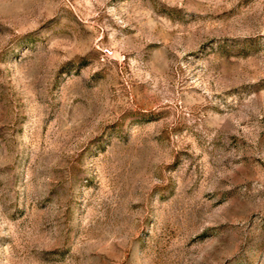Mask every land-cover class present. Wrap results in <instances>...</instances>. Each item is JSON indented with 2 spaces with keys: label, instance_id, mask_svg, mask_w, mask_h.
<instances>
[{
  "label": "rangeland",
  "instance_id": "obj_1",
  "mask_svg": "<svg viewBox=\"0 0 264 264\" xmlns=\"http://www.w3.org/2000/svg\"><path fill=\"white\" fill-rule=\"evenodd\" d=\"M0 264H264V0H0Z\"/></svg>",
  "mask_w": 264,
  "mask_h": 264
}]
</instances>
